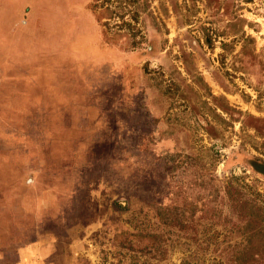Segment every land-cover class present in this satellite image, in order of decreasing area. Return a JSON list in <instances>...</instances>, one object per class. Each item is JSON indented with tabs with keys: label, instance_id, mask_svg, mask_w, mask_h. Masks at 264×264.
<instances>
[{
	"label": "rangeland",
	"instance_id": "rangeland-1",
	"mask_svg": "<svg viewBox=\"0 0 264 264\" xmlns=\"http://www.w3.org/2000/svg\"><path fill=\"white\" fill-rule=\"evenodd\" d=\"M0 46V264H264V0H0Z\"/></svg>",
	"mask_w": 264,
	"mask_h": 264
},
{
	"label": "crops",
	"instance_id": "crops-1",
	"mask_svg": "<svg viewBox=\"0 0 264 264\" xmlns=\"http://www.w3.org/2000/svg\"><path fill=\"white\" fill-rule=\"evenodd\" d=\"M1 50L2 49L0 48L1 59L9 56L8 54L4 55L5 53L2 52ZM32 52L34 53V49L32 50ZM11 57H14V56L11 55ZM1 67L4 68V71H2V79H6V81L2 82L1 87L3 89H5V88H7V89L14 88L15 89V87H20L21 89L22 88L25 89L24 84L26 85V82L23 81V80H25L24 77H22L20 74L16 73L15 71H9L8 66L1 64ZM5 68H6V70H5ZM22 78H23V80H22Z\"/></svg>",
	"mask_w": 264,
	"mask_h": 264
},
{
	"label": "trees",
	"instance_id": "trees-1",
	"mask_svg": "<svg viewBox=\"0 0 264 264\" xmlns=\"http://www.w3.org/2000/svg\"><path fill=\"white\" fill-rule=\"evenodd\" d=\"M117 2L121 5V4H129L130 2H131V0H117ZM134 18L136 19L137 17H135L134 16ZM129 26H131L130 24H129ZM132 27V26H131ZM120 207H122L121 205H120Z\"/></svg>",
	"mask_w": 264,
	"mask_h": 264
}]
</instances>
